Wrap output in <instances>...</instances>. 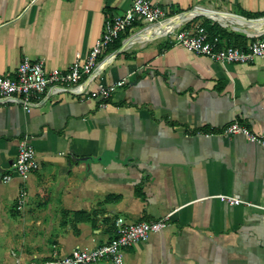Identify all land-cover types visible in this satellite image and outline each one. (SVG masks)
I'll return each instance as SVG.
<instances>
[{"label":"crops","instance_id":"1","mask_svg":"<svg viewBox=\"0 0 264 264\" xmlns=\"http://www.w3.org/2000/svg\"><path fill=\"white\" fill-rule=\"evenodd\" d=\"M134 1L0 0V77H14L25 58L43 61L47 73L85 63L105 20ZM150 1L171 17L200 9L188 27L238 46L264 31V21L236 17L264 18V0ZM152 27L137 25L101 57L115 55L90 90L129 81L105 107L71 91L44 93L29 112L0 105V264L92 250L113 238L119 218L167 217L123 264H264V148L225 133L239 122L264 137V58L221 64L177 45L174 34L146 35ZM27 138L40 169L4 182ZM222 194L256 207L228 205Z\"/></svg>","mask_w":264,"mask_h":264},{"label":"built area","instance_id":"2","mask_svg":"<svg viewBox=\"0 0 264 264\" xmlns=\"http://www.w3.org/2000/svg\"><path fill=\"white\" fill-rule=\"evenodd\" d=\"M178 16L180 15L171 17L169 8L155 5L150 0H136L123 14L105 20L103 32L85 63L76 62L67 72L55 70L47 73L43 61L33 62L25 58L14 77H0V105H20L29 112L34 106L43 102L44 93L60 96L71 91L83 98L99 101L105 107L111 96L129 82L123 79L112 85H99L98 88L90 90V84L99 76L103 67L115 57L113 54L100 61L109 46L137 25L156 27ZM188 23L189 21L167 35L174 34L176 44L189 52L221 64L252 65L257 59L264 58L263 30L245 47L229 46L224 38H212L204 26L188 27ZM225 133L229 136L244 135L251 143L264 148V137L251 132L239 122L232 123ZM39 169L36 150L27 138L19 145L13 174L3 179L4 182H9L16 174L26 181L29 175ZM216 198L231 206L256 207L235 196L222 194L217 195ZM27 202L28 195L22 188L18 198V210L22 212ZM168 219L169 217L153 222L129 224L125 219L119 218L115 223L113 238L104 245L92 250L79 249L70 255L55 256L40 263H25L18 260L16 264H99L102 262L123 264L126 250L138 242L148 241L152 234L163 231L168 225Z\"/></svg>","mask_w":264,"mask_h":264},{"label":"bare ground","instance_id":"3","mask_svg":"<svg viewBox=\"0 0 264 264\" xmlns=\"http://www.w3.org/2000/svg\"><path fill=\"white\" fill-rule=\"evenodd\" d=\"M199 12V11H198ZM195 13H190L174 18L162 25L146 30L145 34L151 37L165 36L166 34L178 29L181 25L189 21ZM221 19V18H220Z\"/></svg>","mask_w":264,"mask_h":264},{"label":"trees","instance_id":"4","mask_svg":"<svg viewBox=\"0 0 264 264\" xmlns=\"http://www.w3.org/2000/svg\"><path fill=\"white\" fill-rule=\"evenodd\" d=\"M209 32H212L211 29H209ZM220 32H212L211 33V37L212 38H216V37H220ZM226 39V38H225ZM227 41V40H226ZM228 45L229 46H238L236 43H232V42H229V40L227 41ZM122 47V39H119L115 44L114 46L112 47V50H118ZM109 200V199H108ZM77 220H82V221H85V220H88V217H82V218H77Z\"/></svg>","mask_w":264,"mask_h":264},{"label":"water","instance_id":"5","mask_svg":"<svg viewBox=\"0 0 264 264\" xmlns=\"http://www.w3.org/2000/svg\"><path fill=\"white\" fill-rule=\"evenodd\" d=\"M200 9H198V8H196V9H194L193 11H191V12H188V13H184V14H181L180 16H182V15H186V14H190V13H195V12H198ZM222 14V13H221ZM197 16H199V13H196V14H194V16L191 18V19H194V18H196ZM179 17V16H178ZM237 18H239V19H241V20H244V21H249V22H259V23H261V22H263L264 21V18H261V19H257V20H246L245 18H243V17H239V16H236Z\"/></svg>","mask_w":264,"mask_h":264},{"label":"rangeland","instance_id":"6","mask_svg":"<svg viewBox=\"0 0 264 264\" xmlns=\"http://www.w3.org/2000/svg\"><path fill=\"white\" fill-rule=\"evenodd\" d=\"M12 245H16V242H18L16 239H13L12 240ZM15 249H13L12 247L10 248V251H9V256H8V259L10 260L11 258H14V256H13V254H12V252L14 251ZM8 264H13V262H11V261H9V263Z\"/></svg>","mask_w":264,"mask_h":264}]
</instances>
